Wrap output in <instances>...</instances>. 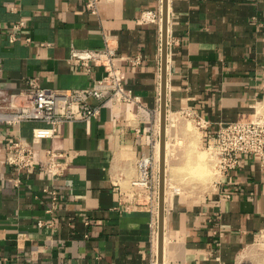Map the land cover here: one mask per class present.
I'll use <instances>...</instances> for the list:
<instances>
[{
  "label": "crops",
  "instance_id": "crops-1",
  "mask_svg": "<svg viewBox=\"0 0 264 264\" xmlns=\"http://www.w3.org/2000/svg\"><path fill=\"white\" fill-rule=\"evenodd\" d=\"M20 19L24 27L14 30ZM165 25V141L166 132L186 137L174 122L184 111L206 121L196 126L194 146L184 139L183 154L168 152L167 167H181L185 150L204 149L220 124L264 113V0H166ZM103 35L122 59L124 88L138 102L105 104L90 122H65L36 143L39 151L69 153L68 168L55 176L8 168L6 143L30 139L37 123L0 124V264H150L153 258L158 181L154 193L130 182L135 160L153 159L159 137L162 0H100L96 14L83 0H0V87L18 93L23 105L31 76L58 91L89 86L101 70L70 64L69 49L101 47ZM167 172L164 189L171 186ZM44 188L57 193L51 212ZM177 188L167 197L162 261L264 264V174L255 156L244 155L206 186Z\"/></svg>",
  "mask_w": 264,
  "mask_h": 264
},
{
  "label": "built area",
  "instance_id": "built-area-1",
  "mask_svg": "<svg viewBox=\"0 0 264 264\" xmlns=\"http://www.w3.org/2000/svg\"><path fill=\"white\" fill-rule=\"evenodd\" d=\"M83 1L85 9L89 13L96 14L100 0ZM147 19L156 21L158 17L150 15ZM23 27L24 22L21 19L12 25L14 30ZM14 40H16L15 34L10 33L8 41ZM67 61L86 73H90L95 66L102 74L93 77L87 87L64 91L45 88L37 77L31 76L26 80L24 90L26 103L23 105L16 102L18 93L0 87V124L13 127L25 122L37 123L31 130L30 139L18 136L10 139L4 147L5 164L16 173H31L39 170L51 176L63 174L69 165L66 161L69 153L53 148L39 151L34 146L36 143L44 138H52L65 122H90L99 115L100 109L105 104L138 102V97L132 95L123 86L122 59L118 56L115 46L108 41V36L103 35V45L98 48L71 47ZM129 61L133 64L138 62V59ZM1 71L0 64V73ZM91 100L95 102L92 103ZM182 113L191 117L197 127L205 128L206 121L201 116L189 110ZM206 137L205 149L209 154L214 176H220L238 167L244 155L255 156L264 174V113L254 115L249 121L220 124ZM135 168L136 176L130 184L154 193L155 174L152 157L137 158ZM18 182L17 175L12 183L17 185ZM43 191L50 196L51 205L48 212H51L57 201V193L55 190L48 191L45 188ZM37 224L42 223L38 221ZM162 264L172 263L163 261Z\"/></svg>",
  "mask_w": 264,
  "mask_h": 264
},
{
  "label": "rangeland",
  "instance_id": "rangeland-1",
  "mask_svg": "<svg viewBox=\"0 0 264 264\" xmlns=\"http://www.w3.org/2000/svg\"><path fill=\"white\" fill-rule=\"evenodd\" d=\"M180 119V120H179ZM165 120H166V114H165ZM169 122V119H168V121H167V123ZM174 122H176L175 124H179L181 127H182V129L183 130H185L186 131V137H184L185 139L187 138V136L189 137L188 138V140H190V142H191V140H195V137L194 136H196V134H198V130H197V128H196V124H195V122L192 120V118L191 117H189V116H186V115H184V114H182V115H180V117L179 118H176L175 120H174ZM184 122H186V123H184ZM187 122H188V124H187ZM183 124V125H182ZM184 124H186V125H184ZM168 126H169V123H168ZM167 126V128H169ZM186 126V127H185ZM189 129V130H188ZM165 131H166V126H165ZM167 133V135H168V139H167V142H170V143H168V145H169V150H168V152L170 151L171 153H172V157L173 156H175V155H178L179 153L180 154H183L182 153V151L181 150H183L184 148H183V142L181 141V140H184V138H182L181 136H176L175 138H170V135H169V133L168 132H166ZM158 136H159V134H158ZM179 137H181V139L178 138ZM165 138V137H164ZM157 140L159 141V137L157 138ZM166 140V139H165ZM179 142V143H178ZM180 142H182V143H180ZM189 142V144L191 145V146H194V143H195V141H192L191 143ZM165 143H166V141H165ZM174 149V150H173ZM171 150H173V152L171 151ZM185 151H187V153H188V150H185ZM194 151H196V153H199V154H197L198 155V157H197V155H196V153H194V155H195V157H194V159H192L191 158V156H194V155H187V153H186V164H184V166L182 167H177V165L176 164H173V165H171V164H169V167H168V174H169V177L171 176V182H169L170 184L169 185H171V186H173V187H175V186H177V187H179V186H182V187H188V186H190V184H193V185H195V184H197V185H207V184H209V183H211L212 182V179H213V176H214V171H213V169H212V166H211V161H210V157H209V154H208V152H207V150L204 148V149H199V150H194ZM170 154V153H169ZM199 155H200V157H199ZM205 156V157H204ZM188 157H189V159H188ZM202 158V159H201ZM196 159H199V160H196ZM202 160V161H201ZM205 161V162H204ZM198 163V164H196V165H200L201 163H202V169L203 170H205L204 168H206V170L205 171H203L202 169H200L201 167L200 166H198V167H196V169L194 168L195 166H194V164L195 163ZM200 162V163H199ZM190 163V164H189ZM192 163H194V164H192ZM204 164V165H203ZM175 165V166H174ZM190 165H191V167H190ZM153 166H155V164L153 165ZM205 166V167H204ZM171 167V168H170ZM174 167V168H173ZM186 167H188V168H186ZM156 168V170L154 171L155 172V183H157V181H158V177H157V167H155ZM173 168V169H172ZM184 168V169H183ZM185 168H186V170H185ZM200 169V170H198L197 171V169ZM169 169H171V170H169ZM175 169V170H174ZM176 169H178V170H176ZM191 169V170H190ZM184 170V171H183ZM176 173H175V172ZM200 171H201V173H200ZM186 172H187V176H186ZM189 172V173H188ZM197 172V173H196ZM199 173L201 174V175H199ZM198 174V175H197ZM181 175V176H180ZM195 175V176H194ZM180 176V177H179ZM184 178H183V177ZM189 176H191V178H189ZM215 177V176H214ZM157 179V180H156ZM180 179H182V180H180ZM203 180H205V181H203ZM179 181V182H178ZM180 181H182V182H180ZM157 195H158V193H157ZM158 199V198H157ZM152 259H154V254H153V258ZM153 261V260H152Z\"/></svg>",
  "mask_w": 264,
  "mask_h": 264
},
{
  "label": "water",
  "instance_id": "water-1",
  "mask_svg": "<svg viewBox=\"0 0 264 264\" xmlns=\"http://www.w3.org/2000/svg\"><path fill=\"white\" fill-rule=\"evenodd\" d=\"M165 21L166 0H162V53H161V75H160V130H159V156H158V238H157V261L161 263L162 251V198L164 191V169H165V84H166V46H165Z\"/></svg>",
  "mask_w": 264,
  "mask_h": 264
},
{
  "label": "bare ground",
  "instance_id": "bare-ground-1",
  "mask_svg": "<svg viewBox=\"0 0 264 264\" xmlns=\"http://www.w3.org/2000/svg\"><path fill=\"white\" fill-rule=\"evenodd\" d=\"M165 90H166V84H165ZM166 93V92H165ZM165 100H166V94H165ZM166 107V106H165ZM157 116H156V131H157V134H159V130H160V112L157 110ZM166 114V113H165ZM166 118H167V116H166ZM180 120V119H179ZM176 123V122H175ZM184 123H186V122H184ZM180 124V123H179ZM178 124V128H179V126L181 125H179ZM187 124H188V122H187ZM177 125V124H176ZM183 125V124H182ZM184 125H186V124H184ZM169 127V126H168ZM183 127V126H182ZM186 127V126H185ZM180 128H181V126H180ZM184 128V127H183ZM171 129V128H170ZM177 129V128H176ZM174 130H175V128H174ZM181 130V132H183L182 130L183 129H180ZM179 130V131H180ZM189 130V129H188ZM166 131H167V126H166ZM172 131V130H171ZM179 131H177V132H179ZM185 131V130H184ZM175 132V131H174ZM176 132V133H177ZM186 132V131H185ZM175 133V134H176ZM184 133V132H183ZM183 133H181V134H183ZM179 135V134H178ZM183 135H185V133L183 134ZM197 135V134H196ZM184 137V136H183ZM182 137V138H183ZM195 137V136H194ZM199 137V136H198ZM178 138V137H177ZM180 139H181V137H179ZM178 138V139H179ZM185 139V138H184ZM186 139H188V138H186ZM181 141H183V140H181ZM187 141H189L190 142V140H187ZM186 141V142H187ZM192 141H194V140H191V142ZM190 142V143H191ZM168 143H170V142H166L165 144H164V152H165V157H166V159H165V162H166V166H165V169H164V172H166L167 171V169H168V167H167V155H168V150H169V145H168ZM179 143V142H178ZM180 143H182V142H180ZM192 144V143H191ZM196 143H194V145H195ZM159 148H160V143H159V141L157 140V138L155 139V141H154V145H153V165L155 164V166L154 167H157V170H158V156H159ZM174 150V149H173ZM173 150H171L172 152H173ZM169 153H171L170 151H169ZM197 154H199V153H196V155ZM172 156V155H171ZM175 157V156H174ZM197 157H198V155H197ZM199 157H200V155H199ZM205 157V156H204ZM188 159H189V157H188ZM202 159V158H201ZM196 160H199V159H196ZM200 161V160H199ZM202 161V160H201ZM186 162V161H185ZM205 162V161H204ZM195 163V162H194ZM194 163H192V164H194ZM200 163V162H199ZM169 164V163H168ZM190 164V163H189ZM196 164H198V163H195L194 164V166L196 165ZM173 165V164H172ZM187 165V164H186ZM202 165V163L200 164V165H196L194 168L196 169V167H198V166H200L201 168L200 169H202L203 167L201 166ZM204 165V164H203ZM175 166V165H174ZM184 166V165H183ZM182 166V167H183ZM190 167H191V165H190ZM205 167V166H204ZM171 168V167H170ZM174 168V167H173ZM172 168V169H173ZM186 168H188V167H186ZM186 168H185V170H186ZM184 169V168H183ZM199 168L197 169V171L198 170H200ZM205 170H206V168H204ZM169 170H171V169H169ZM175 170V169H174ZM176 170H178V169H176ZM191 170V169H190ZM203 170V169H202ZM205 170H203V171H205ZM179 171V170H178ZM184 171V170H183ZM175 172V171H174ZM176 173V172H175ZM189 173V172H188ZM197 173V172H196ZM200 173H201V171H200ZM199 173V175H201ZM198 175V174H197ZM181 176V175H180ZM179 176V177H180ZM186 176H187V172H186ZM195 176V175H194ZM183 177V176H182ZM167 178H168V176H167ZM170 178H171V176H170ZM169 178V179H170ZM184 178V177H183ZM189 178H191V176H189ZM157 180V179H156ZM164 180H165V178H164ZM180 180H182V179H180ZM203 181H205V180H203ZM166 182V181H165ZM167 182H169V181H167ZM179 182V181H178ZM180 182H182V181H180ZM166 184V183H165ZM172 185V184H171ZM174 186V185H173ZM173 186H166L165 185V189H164V197L162 198V207L164 206V214H162V231L164 232V228H165V221H166V215H165V208H166V203H167V197H168V194H169V192L171 191V190H175V189H178L177 188V186H175V187H173ZM156 193H158V192H156ZM171 197V196H170ZM157 198H158V195H157ZM158 200V199H157ZM156 200V201H157ZM154 201V200H153ZM155 203V202H154ZM153 203V204H154ZM155 211V218H153L154 219V221H153V234H152V250H153V254H154V259H153V261H152V264H162V259H161V263H159L158 261H157V238H158V202L156 203V207H155V209H154ZM167 237V236H166ZM165 237V238H166ZM166 241L164 240V238L162 237V244L164 245V243H165ZM164 248V247H163ZM163 254H164V250H163ZM245 254H241L240 255V257L239 258H242V256H244ZM250 256V255H249ZM248 256V257H249ZM165 257V256H164ZM239 261V260H238ZM246 261V260H245ZM241 264V263H240Z\"/></svg>",
  "mask_w": 264,
  "mask_h": 264
}]
</instances>
